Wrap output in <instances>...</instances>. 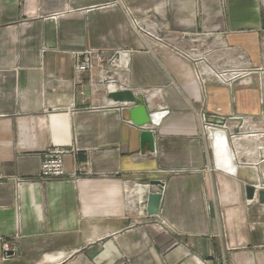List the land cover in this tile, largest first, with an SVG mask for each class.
I'll return each instance as SVG.
<instances>
[{"label": "crops", "instance_id": "obj_1", "mask_svg": "<svg viewBox=\"0 0 264 264\" xmlns=\"http://www.w3.org/2000/svg\"><path fill=\"white\" fill-rule=\"evenodd\" d=\"M183 43L202 60L169 47ZM93 47L128 51L126 86L75 80L72 53ZM119 88L161 93L153 151L108 98ZM201 113L227 121L236 175L213 165ZM53 146L77 152L68 176L42 180ZM247 185L264 188V0H0V264H264V198Z\"/></svg>", "mask_w": 264, "mask_h": 264}, {"label": "built area", "instance_id": "obj_2", "mask_svg": "<svg viewBox=\"0 0 264 264\" xmlns=\"http://www.w3.org/2000/svg\"><path fill=\"white\" fill-rule=\"evenodd\" d=\"M135 29L142 35L150 37L156 44L166 46L168 42L166 41V37L161 34V31L157 27H153L152 30H148L147 28L143 27L140 21L132 20ZM183 35L177 36L179 39L178 41L181 42ZM173 49L177 56L184 59H190L199 61L202 60L199 57L198 48L191 44H181L173 46H169ZM122 52L128 51H119V50H104L99 48H85L83 50L74 51L72 53L73 58V67H74V74L75 80L80 81L82 80L83 76H87V83L91 88H98V87H109L118 88L126 86L127 80L124 76V72L128 67L124 65V61L121 59ZM208 73L212 74L218 81L221 83H230L234 79L239 77L238 73H234L232 71H216L211 67H208ZM196 75L197 78H201L202 72L196 68ZM95 73V74H94ZM206 115L201 113L200 120L203 124V131L206 133L208 128V124L205 121ZM232 119H241L239 116H232ZM242 120V119H241ZM226 127V125H223ZM226 129V128H225ZM230 135V134H229ZM231 134L230 136H232ZM235 136V135H233ZM77 152L76 147H56L53 146L52 148H47L41 152V161L40 167L38 172V177L42 180H52L65 178L68 176L66 170H64L63 159L67 154H75ZM88 162H82L78 164L75 170L69 173V178L71 180H76L82 175L89 174L91 171L89 169ZM142 211V210H141ZM224 264V263H222Z\"/></svg>", "mask_w": 264, "mask_h": 264}, {"label": "water", "instance_id": "obj_3", "mask_svg": "<svg viewBox=\"0 0 264 264\" xmlns=\"http://www.w3.org/2000/svg\"><path fill=\"white\" fill-rule=\"evenodd\" d=\"M121 59L124 61V65L128 67L129 53L122 52ZM108 98L115 102L129 104V121L130 124L140 128L139 138L141 143L149 142V150L153 151L155 147V138L153 130L147 125L159 126L163 118L169 114V109L163 106H156L153 102L155 96H160L159 91L135 93L129 88H119L116 90L109 91L107 94ZM205 121L208 124L206 134L209 139L210 149L212 150L213 165L216 169H219L227 174L236 175L237 166L232 161L231 150L229 148L228 137L225 132L218 128V125H225L227 121L216 115H212L206 118ZM158 185L159 190L163 187V181L156 179L153 183ZM245 192L248 198H253L254 194L264 198V188H258L252 185L245 187ZM145 204V211L148 215H156L162 199L161 193L148 192Z\"/></svg>", "mask_w": 264, "mask_h": 264}]
</instances>
